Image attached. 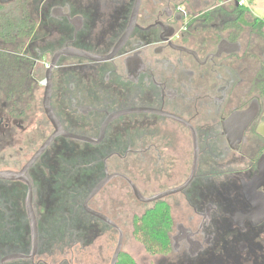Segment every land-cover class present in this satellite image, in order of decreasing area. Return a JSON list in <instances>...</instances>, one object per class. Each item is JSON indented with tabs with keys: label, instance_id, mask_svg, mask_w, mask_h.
Returning <instances> with one entry per match:
<instances>
[{
	"label": "flooded vegetation",
	"instance_id": "af4514ba",
	"mask_svg": "<svg viewBox=\"0 0 264 264\" xmlns=\"http://www.w3.org/2000/svg\"><path fill=\"white\" fill-rule=\"evenodd\" d=\"M236 1L0 0V173L52 137L46 101L63 132L24 174L36 251L3 264H72L91 230L134 234L121 199L139 201L120 175L144 198L166 194L139 203H163L171 220L167 249L136 264H264L262 53ZM107 176L87 205L109 222L83 208L76 239L61 199ZM11 178L0 261L32 250L29 187Z\"/></svg>",
	"mask_w": 264,
	"mask_h": 264
},
{
	"label": "trees",
	"instance_id": "16d2710c",
	"mask_svg": "<svg viewBox=\"0 0 264 264\" xmlns=\"http://www.w3.org/2000/svg\"><path fill=\"white\" fill-rule=\"evenodd\" d=\"M244 12L248 13V15L251 13L247 7H244ZM242 23L248 25L251 32L257 35V40L261 41V45L263 44V50L261 49V53L264 56V20L254 16L252 17V20H249L248 22L242 21ZM261 67L262 69L260 74L264 78V58L262 60ZM86 193L87 191H81L75 197H65L64 199H61L62 205L60 206L59 211L63 212L65 211L63 209L69 208V212L76 222L79 218L80 229L72 230L73 236L76 234V239L78 236H82V234L85 232V226L82 224L85 223V212L83 210L82 204L86 197ZM2 209L3 207L1 203L0 211H2ZM170 226L171 220L168 208L163 203H158L151 209L144 210V213L140 217L134 219L133 232L146 252H161L165 251L168 247L167 233L170 231ZM1 240L2 230L0 228V257L4 254ZM116 264L136 263L129 254L121 252Z\"/></svg>",
	"mask_w": 264,
	"mask_h": 264
},
{
	"label": "rangeland",
	"instance_id": "374dc122",
	"mask_svg": "<svg viewBox=\"0 0 264 264\" xmlns=\"http://www.w3.org/2000/svg\"><path fill=\"white\" fill-rule=\"evenodd\" d=\"M256 3H258L259 9H256L251 11L256 14H262L264 13V0H255ZM248 8V7H247ZM249 9V8H248ZM251 13L249 14V20H252V17H254ZM258 43L257 46L263 50V44L261 45L260 40H256ZM258 54V53H257ZM264 56L262 55L261 60H263ZM260 60V61H261ZM11 152V151H10ZM123 184V183H122ZM128 188L123 184L122 191L126 194ZM122 212L124 216V221H130L131 217L133 215L134 218L139 217L144 209L147 207L146 205H142L139 202H137L133 196H130L129 193L123 195L122 199ZM92 225V222H91ZM92 227V226H91ZM124 229V226L122 227ZM96 234H93L94 232ZM91 230L90 231V244L87 246V248H81V247H75L74 249V256L72 260V264H110V260L115 248V244L117 241V234L115 231L111 230ZM125 241L122 246V252H125L129 254L132 259L139 263V258L145 254L144 248L138 241L137 237L134 236L132 233L131 227H126L123 230ZM133 236V237H132ZM98 237V238H97ZM105 238L109 240L108 242H105ZM85 247V244H83Z\"/></svg>",
	"mask_w": 264,
	"mask_h": 264
},
{
	"label": "water",
	"instance_id": "95a60500",
	"mask_svg": "<svg viewBox=\"0 0 264 264\" xmlns=\"http://www.w3.org/2000/svg\"><path fill=\"white\" fill-rule=\"evenodd\" d=\"M236 4H237V1H236ZM45 112H46V115H47L48 119L51 121V123L53 124L54 128L56 129L55 132L53 133L52 137L49 138V140H47L43 144V146L39 149V151H37V153L31 158V160L27 163V165H25V167L19 173H0V179H12L11 178L12 176L19 177L29 187L27 198H26V204H27V213H28V217H29V221H30V225H31L32 250H31L30 255H28V256L13 255V256L5 257V258L1 259L0 264H3L6 261L14 260V259H28V258H32L34 253H35V251H36L37 234H36V227H35V220H34L33 210H32V207H31V190H30V186H29V183H28L27 179L24 177V174H25L26 169L39 156V154L43 151V149L50 143L51 139L53 137L57 136V135L63 134V132H62L57 120L55 119L54 115L51 112V109H50L49 104L47 103V101L45 102ZM64 135H66V134H64ZM66 136L71 137V138H77V137L71 136V135H66ZM112 177H113V175H112ZM112 177L111 176H107L106 179L101 181L89 193V195L87 196V198L85 199V202L83 204V208H84V210L87 213H89L91 216L99 218V219H101V220H103L105 222H109V220L105 216H103L102 214H99V213L91 210L88 207L87 204H88L89 200H91ZM120 177H122L123 179L126 180V182L130 186V189L133 192V195L141 203L147 204V203L155 201L158 198H162L163 196L166 195V194H161V195H158V196H156L155 198H152V199L144 198V197L141 196V194L139 193L137 188L134 186V184L128 178H126L123 175H120ZM122 246H123V233H122V231H120L118 229V238H117V241H116V244H115V248H114L111 260H110V264H116L117 263L118 257H119V255L122 252Z\"/></svg>",
	"mask_w": 264,
	"mask_h": 264
},
{
	"label": "crops",
	"instance_id": "0c3cea01",
	"mask_svg": "<svg viewBox=\"0 0 264 264\" xmlns=\"http://www.w3.org/2000/svg\"><path fill=\"white\" fill-rule=\"evenodd\" d=\"M246 1H247V7L249 8L250 11H253V10L256 11V9H259L258 3H256L255 0H246ZM257 2H258V0H257ZM253 15L255 17H258V18L264 20V13L258 15V14H256V13L253 12Z\"/></svg>",
	"mask_w": 264,
	"mask_h": 264
},
{
	"label": "built area",
	"instance_id": "2783aa9c",
	"mask_svg": "<svg viewBox=\"0 0 264 264\" xmlns=\"http://www.w3.org/2000/svg\"><path fill=\"white\" fill-rule=\"evenodd\" d=\"M239 6L247 7V1L246 0H237Z\"/></svg>",
	"mask_w": 264,
	"mask_h": 264
}]
</instances>
